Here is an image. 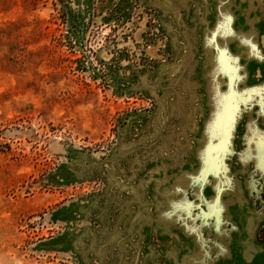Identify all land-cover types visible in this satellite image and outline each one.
<instances>
[{"label": "rangeland", "instance_id": "374dc122", "mask_svg": "<svg viewBox=\"0 0 264 264\" xmlns=\"http://www.w3.org/2000/svg\"><path fill=\"white\" fill-rule=\"evenodd\" d=\"M156 1L177 12L178 1ZM160 9L151 0H0V264H105L96 248L85 246V229H98L105 209L111 222L118 212L113 197L119 183L112 176L129 182L133 155L145 158L159 132L176 125L163 109L176 55ZM231 21L221 16L205 38L220 51L208 59L211 115L197 137L198 167L185 173L203 172V183L187 181L195 189L192 211L172 200L176 205L169 212L171 218L182 213L180 221L199 239L203 259L211 257L202 230L213 225L222 234L226 228L232 199L224 197L236 189L225 176L226 156L240 104L247 103L242 69L238 73L239 65L220 47ZM249 45L256 55V45ZM248 91L264 110V84ZM184 131L173 132L160 156ZM123 142L135 149L120 152ZM241 152L243 145L232 157ZM245 152L254 158L249 171L258 179V202L264 203V138ZM207 154L215 165L210 170L202 165ZM162 168L159 163L152 170ZM107 192L108 203L101 200ZM214 195L219 201L210 212ZM203 211L209 212L206 218ZM258 233L264 241V224ZM216 244L227 250L222 240Z\"/></svg>", "mask_w": 264, "mask_h": 264}, {"label": "crops", "instance_id": "0c3cea01", "mask_svg": "<svg viewBox=\"0 0 264 264\" xmlns=\"http://www.w3.org/2000/svg\"><path fill=\"white\" fill-rule=\"evenodd\" d=\"M151 1L161 8L163 26L175 49L176 61L169 65L168 87L164 85L163 97L167 103L163 109L172 114L170 117L176 119V125L159 132L153 147L145 150V158L139 153L133 155L129 182L112 176L113 183H119L113 197L118 212L111 222L105 209L100 227L85 229V246L96 248L97 256L105 264L111 258L112 264H264V241L258 233L264 224V203L258 202V179L249 171L253 157L245 152L246 146H257L264 138L263 106L253 97V92H247L254 84H264V0H225L228 4L225 9L218 6L221 0H175L177 12L162 2ZM227 15L232 18V30L221 38L220 47H224L232 63L239 65L238 73L242 69L240 86L246 88L247 103L240 104L241 114L235 119L231 138L232 150L226 156L230 173L227 171L225 176L236 189L224 197L232 199L224 216L225 231L216 234L210 224L202 230V235L208 238L206 248L210 260L202 258L199 239L180 221L182 213L171 218L169 212L176 205L172 200L195 199V189L188 185L185 173L198 167L195 145L205 119L211 115L209 86L214 79L208 59L220 53L217 47H209L205 38L215 29L217 20ZM250 42L256 45V55L250 51ZM235 54L239 55L237 61ZM175 76L179 79L172 86L170 82ZM182 128L184 133L170 143L171 151L160 156V147L169 142L174 131ZM189 141L193 148L188 147ZM239 145H243V152L232 157ZM128 148L135 149L133 143L129 147L123 142L120 152ZM176 148L177 155L173 153ZM159 163L163 167L161 171H153ZM102 199L108 203V192ZM87 211L85 208V214ZM196 222L200 224V219ZM218 240L223 241L227 250L217 247Z\"/></svg>", "mask_w": 264, "mask_h": 264}, {"label": "bare ground", "instance_id": "6f19581e", "mask_svg": "<svg viewBox=\"0 0 264 264\" xmlns=\"http://www.w3.org/2000/svg\"><path fill=\"white\" fill-rule=\"evenodd\" d=\"M204 137L206 138V137H208V133H207V131L205 130V133H204ZM208 139V138H207ZM206 139V140H207ZM206 140H204V141H206ZM204 141L202 142V143H204ZM212 156L210 155V154H207V156H205L204 157V155H203V158H202V165L206 168V169H212V168H214L215 167V165L213 164V163H211V160H212V158H211ZM206 169H203V170H206ZM200 173H203V172H193L192 173V175H189V176H187V181H191V180H197L198 178H201V179H199L198 180V182L199 183H203V178H202V176H200ZM214 178H215V180H216V182H218L219 180H220V178L221 177H218V176H214ZM219 186H224L223 184H218ZM180 194H183V192H180ZM203 195V194H202ZM207 196V194H204L203 195V197L205 198ZM218 201H219V199L217 198V196L216 195H214V197H212L211 199H210V201H209V211L211 212L214 208H215V206L218 204ZM182 202H183V205H185V208H187L189 211H192L193 209H192V203H193V201H192V199H190V198H183L182 199ZM202 210H204L205 211V209L203 208ZM203 211V215H204V217L206 218L207 217V215H208V213L209 212H204ZM191 221V220H190Z\"/></svg>", "mask_w": 264, "mask_h": 264}, {"label": "water", "instance_id": "95a60500", "mask_svg": "<svg viewBox=\"0 0 264 264\" xmlns=\"http://www.w3.org/2000/svg\"><path fill=\"white\" fill-rule=\"evenodd\" d=\"M258 166V165H257Z\"/></svg>", "mask_w": 264, "mask_h": 264}]
</instances>
